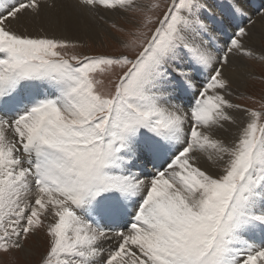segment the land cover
<instances>
[{"label":"snow or ice","instance_id":"obj_1","mask_svg":"<svg viewBox=\"0 0 264 264\" xmlns=\"http://www.w3.org/2000/svg\"><path fill=\"white\" fill-rule=\"evenodd\" d=\"M75 5L92 13H131L140 2ZM54 6L50 0H14L0 10V113L8 109L12 116L0 117V264L23 252L42 227L48 238L42 264H264V247L254 249L243 239L257 228L264 231V211L256 212L258 203L264 208V114L247 113L251 119L231 145L212 138L223 122L232 123L226 110L233 105L218 92L228 88L222 75L229 55L252 56L244 48L249 32L234 33L220 67L185 111L163 92L190 90L182 61L196 71L213 66L196 44L207 31L191 15L197 0H171L161 17H147L144 27H155L133 34L139 49L133 59L69 60L60 51L70 47L67 42L10 30L9 21L38 17ZM116 69L121 74L113 91H99L101 78ZM162 153L172 158L150 186L118 174ZM196 153L219 165V174L197 167ZM129 201L135 211L126 233L106 232L83 218L126 214ZM44 218L54 222L45 225ZM113 237L118 243L105 254L99 245Z\"/></svg>","mask_w":264,"mask_h":264},{"label":"bare ground","instance_id":"obj_2","mask_svg":"<svg viewBox=\"0 0 264 264\" xmlns=\"http://www.w3.org/2000/svg\"><path fill=\"white\" fill-rule=\"evenodd\" d=\"M213 1L212 5L203 9V14L192 16L193 20L198 18L200 21H204L206 23L207 31H205L203 35L196 36V44L212 57V68L196 71L195 68L191 67L188 62L184 60L179 64V67L183 70H187V74L191 78L190 90H166L163 92L165 99L170 104L177 105L185 111H190L187 110V108L194 103L195 99L198 98V93L202 90V86L209 81V77L214 69L216 67H220L218 61L227 52V49L230 46L228 41L230 42V40L233 39L234 32L242 26L237 24L238 28L235 30L233 29L237 20H239L238 22L240 24L244 23L247 32L252 30V32H249L250 38L244 41V48L251 51L252 56L259 50V46L264 45V15H262V13H264V6L262 7L263 12L255 15L252 11L248 12L251 7H248L244 0ZM13 2L14 0H0V10L6 11L7 5L12 4ZM50 3H54L55 6L52 8H43L38 17L25 16L18 21H9L10 30L21 35L46 37L68 43L85 38L94 39L108 26L110 21L115 20L117 16L127 15V13L120 11L108 12L102 9L96 10L95 13L86 12L75 5V0H50ZM231 8L235 11H231ZM237 10L241 14H235ZM230 33L232 35H229ZM227 37L228 41L226 40ZM234 38L236 37L234 36ZM257 57L264 58V54L257 55ZM228 59L229 63L226 67H223L222 75V78L228 84V88L224 90L223 93L218 92V94L225 95V99L233 105L232 109L226 110V113L230 116L232 123L223 122L221 127L214 129L212 132V138L217 139L226 145H231L232 142L236 140L239 130L248 122L249 118L247 111H240V109L244 108L236 103L235 97L239 94L245 93L247 85L250 84L249 77L254 75V73L249 71L250 65L252 64L249 57L229 55ZM261 64H264V62ZM119 71L120 70H117L116 73ZM107 80L105 82H107ZM7 111L10 110L7 109ZM0 117L5 120H10L12 118V116L7 114V112L0 113ZM184 128L185 131H187L189 125L186 124ZM182 146L183 145H177V147ZM194 156L196 166L201 170H204L206 173L213 176H217L219 174V165L214 162H209L206 156L199 153L194 154ZM161 157H163L167 162L172 158V154L162 153L157 159L144 161L148 163L140 165L135 171H129L127 165H125L118 174H126L137 180H142L146 185L150 186L151 179L158 171H161ZM30 199L34 200V197H31ZM140 199L141 197H137L136 202L139 203ZM131 205L132 202L129 201V207L127 208L126 213L129 215L127 216V220H129V222L131 221V215L135 211L134 207ZM262 211H264V208H262L258 203L256 206L257 214ZM83 218L94 227H98L99 229L109 233L114 232L113 230H105V228L109 229L107 227L109 223L108 217L101 220L99 216L85 213ZM46 219L48 224L54 222V218ZM117 224L120 226L122 223L118 221ZM112 225L113 224L110 222V227ZM118 230L122 229L119 227ZM259 230L260 229L257 228L250 231L243 237L245 243L250 244L254 249H259L261 246H264V243L257 244L255 241V238L260 240L264 239V232L262 231L260 233ZM121 232L126 233L127 230H122ZM246 235H249L250 238ZM251 238H253L254 244ZM117 243L118 241L113 237L110 240L101 242L99 247L102 251L104 250L103 252L105 254H107L110 250L116 247Z\"/></svg>","mask_w":264,"mask_h":264},{"label":"rangeland","instance_id":"obj_3","mask_svg":"<svg viewBox=\"0 0 264 264\" xmlns=\"http://www.w3.org/2000/svg\"><path fill=\"white\" fill-rule=\"evenodd\" d=\"M244 1L247 3L248 7H251L248 12L252 11V13L255 15H258L259 13L263 12L262 7L264 6V0ZM139 2L140 7L137 9L138 11L127 13V15L124 16H117L115 20L109 22L108 26L103 31H101L96 38H85L68 42L70 47L64 50H60L62 55L69 60H71L73 57L83 60L84 57L116 58L124 56L128 57L129 59H133L136 55V52L139 50L138 48H135L132 45V40L135 39L133 34L137 32H143L145 34L150 33L151 28H154L155 25L146 28L144 27L143 22L149 16L153 20H156L158 17H161L163 15L164 7L170 4L171 0H139ZM213 2V0H197V8L191 15L194 16L198 14H203V9L212 5ZM152 5H160V8H157L155 11H149L148 9ZM230 10L235 11L233 8H231ZM238 21L239 20L236 21L233 29L235 30L236 28H238V24L239 26L242 25L240 28L243 27V29L246 31V26H244V23L240 24ZM249 32H252V30H250ZM229 35L232 34L230 33ZM144 39L145 36L142 35L137 40V45L141 42V40ZM226 40L228 41V37L226 38ZM262 54H264V45L259 46V50L256 52V54L250 57L252 64L250 65L249 71L253 72L254 75L249 77L250 84L247 85L245 93L239 94L235 97L236 103L242 108H244L247 113L255 111L259 114H264V64H261L262 62H264V58L257 57V55ZM117 70L120 69H116L114 71L115 74L113 73L110 77L101 78L103 80V83L97 86L99 91L105 94L113 91V81H115L117 77L121 74V70L116 73ZM106 80L107 82H105ZM191 105H193V103ZM187 110H191V107L189 106ZM4 112L8 113L9 111L5 109ZM250 119L251 117L248 118V120ZM261 122L264 123V120H262ZM145 163L148 162L140 160L134 162L133 164L127 165V167L129 171H135L140 165H143ZM166 163V160L161 157L160 166L162 170H164ZM127 216L129 215L123 214L120 216H116L117 218L108 217L109 223L107 227L109 229L105 228V230H113L114 232L122 231L118 230V228L120 227L121 229H123V226L128 224L129 220H127ZM118 221L122 223L120 226L119 224H117ZM110 222L113 224L111 227ZM44 224L48 225L46 218H44ZM46 231L47 228L42 227L35 233V235L30 236L27 241L24 242V251L14 252L4 257L3 259L5 264H42V258L46 255V252L48 250V238L45 234ZM259 231L260 233L262 232L261 230ZM246 236L250 238L249 235ZM251 240L252 242L254 241L253 238H251ZM255 241L257 244L264 243V239L260 240L255 238Z\"/></svg>","mask_w":264,"mask_h":264},{"label":"trees","instance_id":"obj_4","mask_svg":"<svg viewBox=\"0 0 264 264\" xmlns=\"http://www.w3.org/2000/svg\"><path fill=\"white\" fill-rule=\"evenodd\" d=\"M142 41V40H141ZM118 78V77H117Z\"/></svg>","mask_w":264,"mask_h":264}]
</instances>
